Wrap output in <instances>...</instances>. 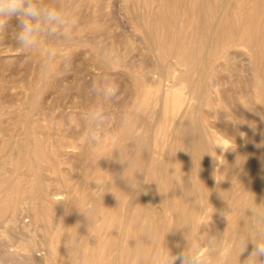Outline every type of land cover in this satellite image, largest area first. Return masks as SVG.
<instances>
[{"label":"rangeland","instance_id":"rangeland-1","mask_svg":"<svg viewBox=\"0 0 264 264\" xmlns=\"http://www.w3.org/2000/svg\"><path fill=\"white\" fill-rule=\"evenodd\" d=\"M64 1V6L60 8L57 0H39L42 8L57 11L64 23L56 25L55 33L41 31L37 36L38 44L27 50L15 39L18 31L15 17L0 27V264H114L116 261L119 263L115 264H128L129 260L140 264V259L143 261L141 264H154L155 257L169 255L168 242L164 248H157L154 234L148 232L143 235L145 238L141 236L144 242L139 239L130 250H125V253L130 252L129 255L125 254L121 246L124 244L127 228L123 225L121 230L117 229L114 221L108 223L109 226L106 225L109 213L105 201L109 200L110 204L121 208L128 201H138L141 203L143 216L155 210L166 214L165 191L169 185L160 181L165 174V155L161 149L165 144L164 147L172 146L173 150L179 152L180 160L187 166V189L192 192L191 194L187 190L191 196L189 207L199 205L202 196L197 191L199 192L202 175L194 146L199 141L198 133L194 123L182 116V113L185 114L181 110L174 123L177 135L170 137L168 132L171 123L164 121V118V132L162 135L158 134L156 131L162 115L161 107L155 104V99H151L147 107L137 111L138 88L145 87L153 76L151 66L144 57L150 55L148 57L152 62L153 57L151 58L150 49L143 38V29L131 22V0H109L103 13L111 18L112 23L118 24L113 25L111 29L102 30L100 34L93 33L87 20H77L72 13L76 10L75 16L85 17L96 8L82 6L79 1ZM101 27L106 29L105 24ZM180 35L183 36V33ZM112 36L124 40L114 45L111 42ZM181 39L182 37L180 42ZM114 46L118 54L111 52ZM180 47L177 46V51H181ZM188 48L184 52L185 56V53H191L195 49V44ZM246 49L243 46H234L228 53L234 57L239 55L238 60L242 58L240 62L251 71L254 68L249 59L251 52ZM106 50H109L107 55L104 53ZM184 55L175 59L168 58L163 65L170 64L168 67L171 66L175 74L178 71L177 76L185 69L179 64ZM222 59L216 68L223 73L224 81L227 82L225 86L228 88V81L232 78L226 79L228 70L224 58ZM45 65L48 66L46 75L43 70ZM113 87L117 89L114 95ZM170 88V85L167 86V89ZM184 90L183 94L187 95L188 89ZM216 103L211 112L217 117H210L211 123L229 125L232 120L233 123L230 124H233L236 133L241 129L243 131V122L247 121L249 129H261L263 110L257 102L242 105L220 103V106L223 104L222 107L219 106V101L216 100ZM246 132L245 130L244 134ZM196 133L198 139L194 138ZM236 135L238 139L243 140L245 146V136L240 137L238 133ZM154 139L160 142L156 145ZM229 145L232 144L227 142L225 152ZM100 149L105 153L102 157L98 156ZM153 151L159 167L153 170L156 174L149 168L142 173V178H139L137 168L130 179V191L121 188L115 191L117 184L113 178L117 176L123 179L127 176V171L119 166L123 156L128 159L129 165L138 157L141 166L148 167L150 161L146 155L148 152L153 154ZM221 151L219 146L214 148V160L219 158ZM225 152L224 158L227 157ZM140 154L142 157H139ZM224 158L223 163L214 166L215 173L229 160L228 157L226 160ZM100 161L104 168L99 167ZM181 171L180 174L183 172ZM263 172L264 168L260 167L258 176L252 179L249 189L246 190L261 196V207L264 204V179L260 180ZM139 183H142L141 187ZM212 183L216 186L220 182L218 178H214ZM162 184L164 188L161 187ZM172 188L176 190V185ZM9 191L10 200L6 201ZM100 197L105 198L102 200ZM213 205L203 210L198 209L196 217L198 214L200 217L204 215L202 219L198 218L200 225L205 221L212 224L217 219H222V216L219 218L218 214H215ZM123 212L125 219H128L129 211ZM201 232L200 229L196 230V238L201 236ZM118 237L121 243L113 240ZM214 239L215 235L212 233L206 238L207 242ZM166 240L168 241V238ZM207 242L201 243L202 248L197 255L201 259L204 256L202 264H214L212 260L215 255H220L222 251H212L206 246ZM187 245L184 244L186 247ZM203 251L205 255L201 256ZM178 253L173 254L170 251V256ZM131 261L129 264H133ZM176 264L180 262L176 261Z\"/></svg>","mask_w":264,"mask_h":264},{"label":"bare ground","instance_id":"bare-ground-1","mask_svg":"<svg viewBox=\"0 0 264 264\" xmlns=\"http://www.w3.org/2000/svg\"><path fill=\"white\" fill-rule=\"evenodd\" d=\"M78 1L82 6L96 8V10L92 11L91 14H88V16L85 17L75 16L76 10L72 12L74 13L73 16L75 19L87 20L86 22L90 26L93 33L100 34L102 30L111 29L113 25L118 24L112 23L110 20L111 18L103 13V10L108 6L109 0H73L74 3ZM64 2V0H57V4L60 8L64 6ZM131 2V22L133 25L143 29V38L147 43V47L150 49V54L152 55L151 58L153 57V62L151 61L152 59L149 58L150 55H148L149 57L147 55L144 57V60L151 66V73L153 76L152 79L147 81L145 87L139 86L138 88L136 98L137 111L147 107L151 99L156 100L155 104H158L161 107L162 115L161 119H159L161 123L156 131L160 135L164 132L162 131L164 125L162 118H164V121L168 120L171 123L168 132L170 137L177 135L174 123L181 110H183L185 114L183 115L182 113V116H186L194 123V127L196 128L199 137V141L197 140L198 142L194 145L196 150L195 154H197V157L200 160L199 162L201 164L202 175L198 186L200 193L198 191L197 193L199 195L201 194L200 196L202 197L200 199L202 201L199 205L195 206L194 204V207L192 206L193 209L189 207V199H191V196L187 191L189 190V188L187 189V166L185 162L180 160L181 154H179V152L173 150L172 146L167 145L164 147L165 144H163V148L161 149L164 151L165 155V163L162 159L165 174L162 177L160 176V181H165V183L169 185L167 189L165 188L167 216L166 214L156 210L149 212L146 216H143L142 206L138 201H128V203L121 208L110 204L109 200H107L105 202H107L109 214L106 218V225L109 226L108 223L111 224L114 221V226H116L119 230H121L120 227L123 225L126 226L127 232L125 234L124 244H122L123 246H121V244H117L118 246L123 247L122 249H124V251H121L124 253L125 250L131 248L135 242L138 243L139 239L144 242L143 239L146 236L144 237L143 235H147L148 232H152V234H154L155 245L157 248H162L166 245V242H168L169 250L174 254L175 252L178 253L177 251L179 250H187L191 245H195L199 249V253L202 248L201 243L207 242V236L212 233L215 235V239L207 242L206 246H208L212 251L220 250L224 252H221L220 255L216 254V257L213 256V258H215L211 260L214 264H262L264 262V256H260L253 260V258L250 257V253L254 249L255 242L264 241V211H262L261 214H253L249 211L248 207L252 205L255 200V203L259 205L262 210H264V202L262 201L263 206L261 207V196L254 193L252 194V191L246 192V190L249 189V185L251 184L252 179L257 175L259 168H264V118L262 119V124L260 125L261 129L259 128V131L249 129V124L247 123L249 121L243 122V131L241 129V131H238L237 133L240 137L245 136L244 146L243 140L241 138H237V133L234 132L232 127L233 124H230L232 120L228 123L229 125H222V123L219 124L217 122L211 123L210 117L215 119L217 117V115H214L211 112L214 103L215 105L218 103H216V100L219 101V106L220 103L228 105L232 103H239L242 105L257 102L263 110L264 117V0H131ZM86 17L89 18L87 19ZM99 20H102L103 22H99ZM102 24L106 25V29L101 27ZM181 33H183V36L180 35ZM180 37H182L181 42ZM123 40L114 36L111 38V42L114 45L115 43L117 44L123 42ZM193 43L195 44V49L191 53H185V56L184 52H186L187 48ZM178 45L181 46V51H177ZM234 46H243L245 49L247 48L246 50L251 52V57L249 59H251L254 67L251 69L252 72L250 71V68L247 69L240 62L242 58L238 60L239 58L237 57H239V55H235L234 57V55L228 53ZM168 47H173L175 49H168ZM189 51L191 50L189 49ZM111 52L118 54L116 47L111 48ZM104 53L105 55L109 54V50ZM182 55H184L183 61L180 60L181 63L179 61L178 62L183 65L185 69L176 76L178 71H176L175 74L170 68L171 66L168 67L170 64L168 66H164L163 63L167 62L168 58L175 59L176 57H181ZM222 58H224V64L228 70V77L226 79L229 77L232 78L231 81H228V88L225 86V83L227 82L224 81V75H222L223 73L221 74L217 70L218 67L216 66ZM239 62L240 64H238ZM242 62L244 61L242 60ZM247 72L249 73L248 75ZM169 85L171 88L167 89V86ZM184 89H188L187 95L183 94V92H185ZM182 90L184 91L182 92ZM222 105L223 104H221L220 107H222ZM214 109L216 108L214 107ZM132 117L134 116L132 115ZM225 122H227V120ZM245 130L247 131L246 134H244ZM197 133L196 137L194 136L196 139H198ZM241 133L244 135L241 136ZM155 141L156 145L160 142L158 140ZM227 142H230L232 145H229L230 147L228 146L229 148L225 152L224 147L227 146ZM216 146H219L222 151L219 158L216 156L218 159L214 160L213 153ZM191 147H193V145ZM224 152L225 156H227L229 160L215 173L214 166H219L223 163L222 159L224 158ZM103 153V149H100L98 151V156L102 157ZM120 155L121 153L119 156ZM154 155V151L153 154L149 152L147 153L146 156L150 161V164L147 165L148 167L145 165L141 166V162L138 157L131 165H129L128 159L123 156L119 166L127 171V176L123 179H120L117 176L113 178L117 184V187L114 186L116 187L115 191L117 188L129 190L131 185L130 179L133 175V171L137 168L140 173L137 175L139 178H142V173L149 170V168L152 172H154L153 170L158 167V163L156 162ZM139 157H142V155ZM102 161L99 162L100 168H104ZM193 165L195 164L193 163ZM192 169L193 167L191 170ZM161 170L162 169H160V171ZM180 170L183 171H181L182 174H180ZM154 174L156 173L154 172ZM192 177H194V175ZM214 178H218V181L220 182L216 186L212 185V180ZM262 179H264V172L260 175V180L262 181ZM158 184L160 188V183L158 182ZM164 184H162L161 187H163ZM174 184L176 185V190L172 188ZM141 185L139 187H141ZM256 186L258 185L256 184ZM161 190L163 191L162 188ZM189 191L191 192V189ZM258 191H260V189ZM10 194L11 191H9L6 195V201L9 199L8 197ZM161 196L163 195L161 194ZM129 197L127 200H129ZM100 198L103 200L105 197ZM99 201L100 200H98V202ZM212 205L214 206L213 208L215 214H218L217 217L222 216V219H219V221L217 219V221L212 224L205 221V223L202 222L200 225L198 218L202 219L204 215L202 214L203 217H200L198 214L196 217L198 209L200 208L203 210L204 208L212 207ZM123 211H129L130 217L128 219H125ZM206 218L208 219L207 216ZM197 229L202 231L199 238H196L195 236ZM119 233L120 232H118V235ZM167 238L168 241L166 240ZM111 240L112 239H110V242ZM113 240H117L118 243L120 242V237ZM242 240H245L248 245L246 250L241 254ZM184 244H188L187 247L184 246ZM134 249H136L135 246ZM137 249L139 252V248ZM170 251L168 253L169 255ZM204 251H206V248ZM204 251L201 253V256L204 254ZM146 252L148 253L147 250ZM126 253L129 255L130 252L126 251ZM165 255L167 256V253ZM141 260L142 259H140V262L142 263L143 261ZM130 261L131 260H129L128 264ZM117 262L118 261L115 263ZM209 262L210 259L208 263ZM132 263L134 264V262Z\"/></svg>","mask_w":264,"mask_h":264},{"label":"clouds","instance_id":"clouds-1","mask_svg":"<svg viewBox=\"0 0 264 264\" xmlns=\"http://www.w3.org/2000/svg\"><path fill=\"white\" fill-rule=\"evenodd\" d=\"M12 17L17 20L18 31L15 39L25 50L38 44L37 36L41 31L55 33L57 31L56 25L64 23L57 11L42 8L39 0H0V27ZM43 70L46 75L48 66L45 65ZM116 90L115 87L112 88L113 95ZM243 135L241 133V136ZM248 209L253 214H261L264 211L255 203V200ZM241 243L242 254L248 244L245 240H242ZM198 251L199 249L195 245H191L187 250L181 251L175 256L155 257L154 264H176V261H179L180 264H202L201 258L197 255ZM260 256H264V241L255 242L254 249L250 253L253 260Z\"/></svg>","mask_w":264,"mask_h":264}]
</instances>
